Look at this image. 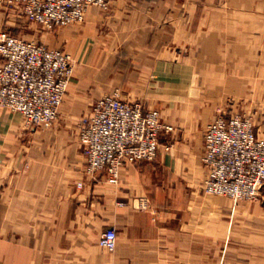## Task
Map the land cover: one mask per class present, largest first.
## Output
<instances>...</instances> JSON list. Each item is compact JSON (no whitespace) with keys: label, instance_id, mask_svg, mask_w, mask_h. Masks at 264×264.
<instances>
[{"label":"crops","instance_id":"obj_1","mask_svg":"<svg viewBox=\"0 0 264 264\" xmlns=\"http://www.w3.org/2000/svg\"><path fill=\"white\" fill-rule=\"evenodd\" d=\"M200 10L199 0H112L108 16L92 6L85 23L58 30V44L79 60L93 53L100 25L117 45L136 47L143 65L127 72L123 87L161 103L175 130L160 141L174 146L126 165L117 182L105 172L87 176L81 120L100 88L86 63L52 124L29 128L21 113L0 106V264H264V189L247 201L203 190L204 130L215 105L199 97L221 85L254 92L255 129L264 136V0H238L217 25L201 22ZM21 22L20 10L0 0V31ZM204 54L212 77L202 89ZM141 198L148 209L136 206ZM109 227L118 232L114 251L100 245Z\"/></svg>","mask_w":264,"mask_h":264},{"label":"built area","instance_id":"obj_2","mask_svg":"<svg viewBox=\"0 0 264 264\" xmlns=\"http://www.w3.org/2000/svg\"><path fill=\"white\" fill-rule=\"evenodd\" d=\"M29 19L51 30L85 19L90 7H109V0H8ZM65 51L48 48L0 31V106L25 116L28 126L55 121L68 91L73 71ZM164 125L157 109L121 98L117 93L99 98L81 123L80 140L86 155V174L107 173L113 182L126 165L154 160L160 150ZM170 150L171 145H165ZM202 161L204 191L235 200H255L264 189V137L242 116L220 115L205 131ZM137 207L148 209V198ZM116 228L100 237L103 249L114 251Z\"/></svg>","mask_w":264,"mask_h":264},{"label":"rangeland","instance_id":"obj_3","mask_svg":"<svg viewBox=\"0 0 264 264\" xmlns=\"http://www.w3.org/2000/svg\"><path fill=\"white\" fill-rule=\"evenodd\" d=\"M6 3H8V0H6ZM10 5V4H9ZM238 5V0H199V19L201 22L207 24L211 21V25H217L218 22H222L224 20V17H226L227 14V8L234 7ZM12 6V5H11ZM101 13L108 16L112 10V0H109V7L107 9H101L99 8ZM88 12V11H87ZM87 12L85 15V19L79 22H74L72 24L68 25H61L57 26L54 29L48 30L38 24L37 22L29 19L26 17V15L22 14V22L19 29L14 30L13 28L5 30L12 35L20 38V39H26V40H35L43 45H45L48 48L52 49H59L62 51H65L67 54H69L72 58L73 63V71L71 75L70 83L76 79L77 73H78V65L86 63L87 68L89 69V72H93V81H96V85L100 88V92L97 95L96 101L99 98L104 97L108 94H118L121 98L131 100V101H137L142 103L146 108L151 109H157L160 112L161 122L164 125V128L162 130V134H170L175 130V126L173 124L165 122L162 115L161 110V103H157L150 100V95L148 93L144 95H138L133 96L127 92L123 84L128 81L127 72L129 70H132V68L135 67H141L142 62L134 61V58L136 54H139V50L136 49V47L132 45H124L119 46L116 44V41L114 42L111 36H109V31L106 30V26H98V34L96 37H91V44L90 48L93 49V53L90 54V57H87L85 59H77L74 57L75 54H72V50H69L67 46V42L62 43L61 45L59 43V34L57 33L58 30L64 27H72V26H79L85 23ZM43 36L49 37V40L42 39ZM105 37V38H104ZM70 45V43H69ZM73 46H78V44H75ZM75 47V48H76ZM70 48L73 49V47L70 45ZM202 47H200L201 49ZM206 49L205 47H203ZM78 49V48H77ZM128 59V60H126ZM200 64L198 65V73H199V82L202 89L206 86H202L201 83L207 81L209 77H212L210 75V72L206 70V63H207V56L204 54L202 57L200 56ZM152 62L148 61L146 62L147 65H151ZM231 62L228 65H231L232 68H235V64ZM128 66V68H127ZM234 66V67H233ZM126 75V76H125ZM119 77V78H118ZM252 79V78H251ZM150 83H153L152 85L155 86L158 84V81L160 80L159 77H151L149 78ZM119 82L121 84L116 85L113 82ZM214 81V80H213ZM215 81L222 82L221 78H216ZM69 83V86H70ZM208 83V81H207ZM254 83V82H253ZM108 85V86H107ZM220 85V84H219ZM111 86V89H108ZM253 84L250 87V91H253ZM151 88V87H150ZM69 89V87H68ZM108 89V90H107ZM225 89V88H224ZM222 88V85L217 89L216 93H209L205 92V94L200 95L201 102H207L208 99L212 100V102L215 105V110L212 112V118L211 121H214L216 118H218L220 115L224 116H242L243 118L247 119L249 118L253 124H254V130L256 132V94L254 92L247 93L246 95L243 94V96L239 95V93L236 90H228L227 92H224ZM107 90V91H106ZM220 90V91H219ZM68 92V91H67ZM67 94V93H66ZM66 96V95H65ZM94 101V103L96 102ZM152 101V102H151ZM62 106V105H61ZM61 108V107H60ZM8 109V108H7ZM10 110V109H9ZM12 111V110H11ZM210 113L209 111H205V114L208 115ZM24 119L25 116L23 115ZM60 117V112L57 117V119ZM56 119V120H57ZM165 120V121H164ZM26 122V119H25ZM54 122V121H53ZM52 122V123H53ZM44 124V125H50ZM81 123H83V119L81 120ZM27 124V123H26ZM40 125V126H44ZM28 126V125H27ZM37 126V127H40ZM208 126V125H207ZM29 128H34L32 126H28ZM207 128V127H206ZM205 131L204 130V143H205ZM257 134V132H256ZM264 137V136H261ZM160 150L159 152L164 149L163 143L160 141ZM165 145H171L174 146V143H167ZM164 145V146H165ZM83 146V145H82ZM205 166V165H204ZM206 168V167H205ZM87 175V174H86ZM204 186V185H203ZM204 190V188H203ZM205 192V191H204ZM206 193V192H205ZM208 194V193H207ZM212 195V194H208ZM217 197H226V196H220V195H212ZM229 198V197H226ZM106 250V249H105ZM109 251V250H107Z\"/></svg>","mask_w":264,"mask_h":264}]
</instances>
